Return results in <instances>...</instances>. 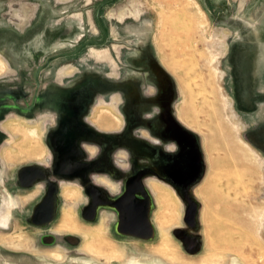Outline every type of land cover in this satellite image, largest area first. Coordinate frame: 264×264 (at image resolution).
Returning <instances> with one entry per match:
<instances>
[{
    "label": "rangeland",
    "instance_id": "obj_1",
    "mask_svg": "<svg viewBox=\"0 0 264 264\" xmlns=\"http://www.w3.org/2000/svg\"><path fill=\"white\" fill-rule=\"evenodd\" d=\"M105 1L0 0V264H264V0H115L56 58Z\"/></svg>",
    "mask_w": 264,
    "mask_h": 264
},
{
    "label": "water",
    "instance_id": "obj_2",
    "mask_svg": "<svg viewBox=\"0 0 264 264\" xmlns=\"http://www.w3.org/2000/svg\"><path fill=\"white\" fill-rule=\"evenodd\" d=\"M115 0H106L105 2L101 3L95 10V19L96 22L102 32V41H95L90 40L86 41L75 50L64 53L61 55H57L56 58L59 57H66V56H73L78 54L82 48L88 45L93 46H103L106 41V31L101 25V21L99 18L100 10L107 4L112 3ZM51 59L46 61V65L50 63ZM43 69V66H39L36 69V78L40 71ZM39 86L38 80H36V87ZM11 98V96H9ZM4 98L0 97V102ZM12 99V98H11ZM35 107L40 106L39 104H35ZM31 110V108H29ZM37 177L33 174V172L28 169L21 173L20 175V182L24 183L27 181H33ZM123 203L120 204L118 207L119 211V223H118V232L124 235H129L138 239L147 240L153 236L152 227L148 220V211H149V203L146 198L138 199L135 196H130L125 199ZM54 211H55V202L54 197L52 195H48L44 198L42 203L37 207L35 210V222H39L41 224L50 223L54 218ZM192 212L190 211L188 214V222L192 220Z\"/></svg>",
    "mask_w": 264,
    "mask_h": 264
},
{
    "label": "flooded vegetation",
    "instance_id": "obj_3",
    "mask_svg": "<svg viewBox=\"0 0 264 264\" xmlns=\"http://www.w3.org/2000/svg\"><path fill=\"white\" fill-rule=\"evenodd\" d=\"M43 71V69L40 71V73ZM39 73V74H40ZM36 80H38V78H36ZM39 82V81H38ZM9 96H11V98H9ZM9 96H7V97H4V96H0V97H2V98H4L1 102H0V119L3 117V115L6 113V111H7V105H8V103L9 104H11L12 106H15V107H17V108H21L20 106H19V104H18V100H20L23 96H21V94H18V95H9ZM103 102V101H102ZM35 105V102L33 103V106ZM33 106L31 107L32 109H33ZM63 168L64 169H67V170H74V167L72 166V165H69V164H65L64 166H63ZM106 182V184L110 187V185L112 184V183H110L109 181H105ZM0 185H1V189H4L3 187H2V181H1V183H0ZM111 188V187H110ZM1 204H2V197H0V209H2V207H1Z\"/></svg>",
    "mask_w": 264,
    "mask_h": 264
},
{
    "label": "bare ground",
    "instance_id": "obj_4",
    "mask_svg": "<svg viewBox=\"0 0 264 264\" xmlns=\"http://www.w3.org/2000/svg\"><path fill=\"white\" fill-rule=\"evenodd\" d=\"M98 57V56H97ZM98 60V59H97ZM230 134V133H229ZM231 135V134H230ZM233 138V137H232ZM229 139H230V137H229ZM244 149H246V148H244ZM234 150L235 151H241V150H238V149H236L235 147H234ZM247 151V150H246ZM241 153H243V154H241V155H243V158L244 159H246V160H248V161H253V160H255L256 161V159H255V157L253 156V160H250L251 159V157H248V156H246V154H244V153H246L244 150L243 151H241ZM247 153H248V151H247ZM250 154V153H249ZM249 154H247V155H249ZM251 155V154H250ZM254 163V162H253ZM14 205V204H13ZM13 205H12V201L10 202V204H8L7 205V203L5 202V201H2V204H1V207L2 208H4V212H5V214L8 216L10 213V209L13 207ZM7 218V217H6ZM152 227V226H151Z\"/></svg>",
    "mask_w": 264,
    "mask_h": 264
},
{
    "label": "crops",
    "instance_id": "obj_5",
    "mask_svg": "<svg viewBox=\"0 0 264 264\" xmlns=\"http://www.w3.org/2000/svg\"><path fill=\"white\" fill-rule=\"evenodd\" d=\"M115 99H117V101H119V98L116 97ZM106 126L110 127L109 124H106ZM96 127H98V126L96 125ZM87 151H88V153H89L90 155H93L94 152H95L93 148H87ZM122 154H124V153H122ZM119 158H120V156H119ZM100 181H101V182H105V181H109V180L101 179ZM109 182H110V181H109Z\"/></svg>",
    "mask_w": 264,
    "mask_h": 264
}]
</instances>
